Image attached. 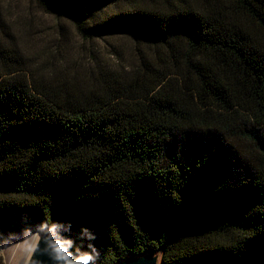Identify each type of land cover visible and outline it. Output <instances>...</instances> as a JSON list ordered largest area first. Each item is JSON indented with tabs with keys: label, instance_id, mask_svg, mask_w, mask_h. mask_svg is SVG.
I'll list each match as a JSON object with an SVG mask.
<instances>
[{
	"label": "trees",
	"instance_id": "16d2710c",
	"mask_svg": "<svg viewBox=\"0 0 264 264\" xmlns=\"http://www.w3.org/2000/svg\"><path fill=\"white\" fill-rule=\"evenodd\" d=\"M30 1L77 55L61 25L30 55L0 9L1 233L59 223L96 264H264V0Z\"/></svg>",
	"mask_w": 264,
	"mask_h": 264
},
{
	"label": "rangeland",
	"instance_id": "374dc122",
	"mask_svg": "<svg viewBox=\"0 0 264 264\" xmlns=\"http://www.w3.org/2000/svg\"><path fill=\"white\" fill-rule=\"evenodd\" d=\"M0 9L2 17L10 26L12 33L21 38L23 46L30 55H36L37 51L41 49L49 51L54 48L55 42L59 40V25L69 31L68 34H65L66 43L74 46L76 51L72 53L77 55L78 43L69 20L44 13L30 0H0ZM112 43L124 46L123 54L127 55L128 47H130L128 42L114 39ZM52 225L54 224L49 227ZM42 228L41 226L27 227L17 230L11 235L2 234L0 231V264H28L43 233ZM72 241L73 247L80 249L79 245L74 243V236ZM155 254L161 258L160 252Z\"/></svg>",
	"mask_w": 264,
	"mask_h": 264
},
{
	"label": "clouds",
	"instance_id": "9594fccd",
	"mask_svg": "<svg viewBox=\"0 0 264 264\" xmlns=\"http://www.w3.org/2000/svg\"><path fill=\"white\" fill-rule=\"evenodd\" d=\"M61 228L62 226L54 224L50 227L45 225L41 229L45 233L43 252L50 257L52 264H92L94 257L91 253L80 249L73 253V241L61 235ZM84 235L89 239L93 238L87 230H84Z\"/></svg>",
	"mask_w": 264,
	"mask_h": 264
},
{
	"label": "water",
	"instance_id": "95a60500",
	"mask_svg": "<svg viewBox=\"0 0 264 264\" xmlns=\"http://www.w3.org/2000/svg\"><path fill=\"white\" fill-rule=\"evenodd\" d=\"M58 225L62 226V228L60 229L61 235L64 236L65 238L72 240L74 235L68 230H65L66 228L62 224L58 223ZM44 236H45V233L43 232L37 242V245L33 251V254L31 255V258L28 264H52L50 257L47 254H44L43 252V249L45 248ZM71 250L73 251V253L76 252L75 247H73ZM82 252H85V251H82ZM151 254L152 253H146L144 255H137V256L131 255L117 262L116 264H156V260L155 258L151 257ZM161 262L162 264H164L162 259H161ZM92 264H96L95 258Z\"/></svg>",
	"mask_w": 264,
	"mask_h": 264
},
{
	"label": "bare ground",
	"instance_id": "6f19581e",
	"mask_svg": "<svg viewBox=\"0 0 264 264\" xmlns=\"http://www.w3.org/2000/svg\"><path fill=\"white\" fill-rule=\"evenodd\" d=\"M41 233V232H40ZM39 233V234H40ZM81 250V249H80ZM151 257H153V258H155V260H156V264H162V262H161V258L157 255L156 256V254L155 253H152L151 254Z\"/></svg>",
	"mask_w": 264,
	"mask_h": 264
}]
</instances>
